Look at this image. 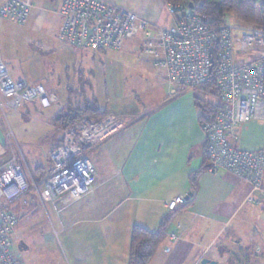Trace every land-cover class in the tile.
<instances>
[{"label": "crops", "instance_id": "1", "mask_svg": "<svg viewBox=\"0 0 264 264\" xmlns=\"http://www.w3.org/2000/svg\"><path fill=\"white\" fill-rule=\"evenodd\" d=\"M27 1L32 3L28 21L32 10L37 9L42 0ZM108 1L148 19L152 31L155 25L172 24L164 0ZM60 5L61 0L58 15ZM35 12L33 15L37 17L44 14ZM140 40L139 34L128 37L122 47L126 45L141 55L137 62L140 69L137 73L131 72L149 75L145 90L138 92L137 87L127 94L120 89V85L125 88L123 75L118 74L125 71L121 66L112 75L115 80L108 91L110 100H118V105L109 106L106 86L105 103L101 105L102 101L89 92L90 76L81 74L83 70L77 73L78 87L68 81L65 86L67 91H73L81 88V80L85 81L87 98L95 99L101 110L122 123L120 130L85 153L95 168L94 186L78 200L65 202L66 199H62L56 208L50 204L41 206L32 200L17 213V224L24 219L26 223L21 231L33 237L32 234L45 224L41 212L47 217L53 216L55 226L50 222L46 234L52 248L44 255L45 264H128L133 227L155 232L166 217L169 222L165 238L148 264H200L203 258L216 261V264H264V206L245 201L248 186L244 182L224 171L212 173L205 163V140L199 125L200 111L195 105V97L205 96L190 88L173 87L169 91L166 72L154 67L150 57L141 53ZM158 70L163 71L161 77ZM1 114L0 111V159L9 153ZM235 134L232 141L235 148L264 149V121L240 124ZM248 134L252 139L247 142L242 136ZM57 141L55 138L48 144L47 158ZM49 168L48 158V168L41 169L38 178L46 175ZM199 170L197 190L193 191L189 178ZM188 193H191L189 203L167 211L165 203L168 200ZM41 230L43 234L45 230ZM169 233H175L178 238L169 239ZM21 236V232L17 234L18 239ZM13 250L20 252L14 247ZM21 263L24 264L23 258Z\"/></svg>", "mask_w": 264, "mask_h": 264}, {"label": "built area", "instance_id": "2", "mask_svg": "<svg viewBox=\"0 0 264 264\" xmlns=\"http://www.w3.org/2000/svg\"><path fill=\"white\" fill-rule=\"evenodd\" d=\"M32 3L2 0L0 17L24 24ZM170 26L155 25L131 9L108 0H61L57 37L78 49L119 50L123 41L139 34L140 50L153 66L166 72L173 87L196 88L212 80L218 89L219 109L212 121L199 123L210 172L224 171L248 186L245 201L264 206V149L241 150L232 145L235 129L253 120L264 121V28L228 21L213 26L193 13L186 2H165ZM0 111L18 112L24 102L46 109L57 97L43 84L14 80L0 58ZM122 128L112 115L97 121L83 115L60 129L62 142L48 151L50 168L36 179L9 147L0 159V264H22L16 244L17 215L4 201L27 205L57 204L80 199L95 184V168L85 153ZM188 200L177 195L165 203L167 211ZM168 238L178 235L169 233Z\"/></svg>", "mask_w": 264, "mask_h": 264}, {"label": "rangeland", "instance_id": "3", "mask_svg": "<svg viewBox=\"0 0 264 264\" xmlns=\"http://www.w3.org/2000/svg\"><path fill=\"white\" fill-rule=\"evenodd\" d=\"M59 4L60 0H42L37 9L32 10V16L24 24L0 18V49L3 62L11 77L28 85L42 83L57 96L56 103L47 109L35 107L34 103L24 102L18 112L5 110L1 114L7 133L6 149L9 152V147H12L15 154L19 155L25 173L28 172V169L33 176L38 175L41 169L47 170L46 148L53 139L56 138L59 141L62 137L60 129H63L64 122L59 121L58 123V117H51L56 111L66 109L68 94L65 86L68 81V84L78 87L77 73L79 70H83L81 74L86 73L85 75L90 76L89 92L91 91L90 93L102 101L100 102L101 105L105 103V86L107 92H110V86L115 80V76L112 75L118 72V66L125 70L118 74L123 75L122 82L125 86V88H121L120 85V89H124L127 94H130L132 90L135 91L137 87L138 92L145 90L148 83L147 77L149 78V75L146 77L136 74L137 70L140 69L137 62L140 61L138 58H141V55L132 52L126 45L121 46L119 50L105 49L98 52L94 49H78L76 47L74 50L63 44V41L57 37V27L61 21L57 12ZM35 11L44 14L37 17L33 15L36 13ZM226 21L238 25V21L233 15H228ZM167 24L165 26H168ZM131 70L136 71V73L133 72L132 74ZM159 71L157 72L161 77L163 71ZM117 77L118 75H116ZM137 79H145V81H134ZM84 88L86 87L84 86ZM80 90L77 88L69 94L70 102L73 105L82 101L83 95ZM111 91L114 92L115 90ZM109 92V106L118 105V100L113 98L110 100ZM250 136L248 134L242 137L248 142L252 139ZM261 138L262 134H260L259 141ZM6 156L7 153L4 158ZM4 203L9 208H22L18 199H7ZM41 215L45 224L38 228L37 233L32 234L33 237L29 236L27 231L25 233L21 231L26 223L24 219L16 225L17 234L21 232L23 237L21 236L20 239L16 240L14 249H19L18 251L23 254L24 264H45L44 255L48 249L52 248V244L47 242L46 234L49 232L50 222L53 227L55 226L54 218L51 214L47 217L43 212ZM41 229L45 230L43 234Z\"/></svg>", "mask_w": 264, "mask_h": 264}, {"label": "trees", "instance_id": "4", "mask_svg": "<svg viewBox=\"0 0 264 264\" xmlns=\"http://www.w3.org/2000/svg\"><path fill=\"white\" fill-rule=\"evenodd\" d=\"M165 2H186L193 5L192 11L198 15H202L211 21V25L217 26L226 22L228 15H233L238 23L252 26L255 28H264V0H164ZM98 52L103 49H94ZM85 81H80V93L83 95L82 101L73 105L70 102L69 94L71 90L67 91L68 102L64 110H59L54 116L58 123L64 122L62 127L66 128L73 125L79 117L86 115L90 119L97 121L107 115L106 111L101 110L95 99H88L85 93ZM202 92L204 97H195V105L199 109V123L205 121H212L219 109L218 89L212 80L203 85L193 88ZM206 97L210 98L208 101ZM216 101V102H215ZM37 107L40 108L37 104ZM58 115V116H57ZM62 142V137L57 144L52 147L56 148ZM51 148V149H52ZM206 163V154H205ZM202 170V169H201ZM201 170L196 171L190 175V183L193 191L197 190V180ZM45 176V175H44ZM44 176L35 175L36 179H41ZM31 202V201H30ZM28 203V205L30 204ZM189 203V200L188 202ZM186 203V204H187ZM185 204V205H186ZM26 207V205L21 206ZM22 208L12 211L17 213ZM169 217H166L160 224L159 229L155 232H149L141 227H133L131 231L130 250L128 256V264H148L158 244L165 238V233L168 225Z\"/></svg>", "mask_w": 264, "mask_h": 264}, {"label": "water", "instance_id": "5", "mask_svg": "<svg viewBox=\"0 0 264 264\" xmlns=\"http://www.w3.org/2000/svg\"><path fill=\"white\" fill-rule=\"evenodd\" d=\"M189 7L192 9L193 5L191 3H189ZM190 196H191V193H188L185 196V198L188 200ZM200 264H216V261H211V260H209L207 258H203V259H201Z\"/></svg>", "mask_w": 264, "mask_h": 264}]
</instances>
